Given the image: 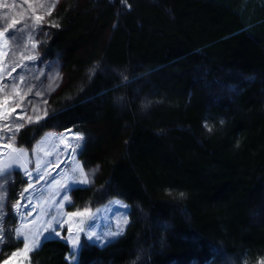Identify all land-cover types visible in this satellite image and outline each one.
Returning <instances> with one entry per match:
<instances>
[{
  "label": "trees",
  "instance_id": "obj_1",
  "mask_svg": "<svg viewBox=\"0 0 264 264\" xmlns=\"http://www.w3.org/2000/svg\"><path fill=\"white\" fill-rule=\"evenodd\" d=\"M61 20L50 49L80 82L18 142L51 128L83 133L79 160L100 178L78 187L74 203L129 206L125 233L84 243L76 264L264 258V0H88ZM100 31L97 60L78 57ZM69 252L47 239L30 261L71 264Z\"/></svg>",
  "mask_w": 264,
  "mask_h": 264
},
{
  "label": "rangeland",
  "instance_id": "obj_2",
  "mask_svg": "<svg viewBox=\"0 0 264 264\" xmlns=\"http://www.w3.org/2000/svg\"><path fill=\"white\" fill-rule=\"evenodd\" d=\"M86 1L88 0H0V32H3L6 28L9 31L25 29L24 40L14 54L11 48L15 45H11V42L4 37H0V85L7 84L6 88H0V105L7 100L4 114L9 118L5 120L0 116V126L9 124V120H17L22 112L25 117H34L35 114L32 108L37 104L39 105L38 114L43 117L39 121L25 123V126L16 133L15 147L25 149L27 156L20 161L24 164V168L18 167L14 172L12 181L6 184V200L2 211L4 213L3 228L7 238L3 243H0V264H5L6 261L7 264H31L30 255L38 249L45 240L44 237L65 242L69 245L70 251L73 246L68 241L77 235H79L81 247L84 243L93 245L92 240L87 239L85 233H79L78 231L81 227L80 220L86 218L69 215L78 210L82 211L85 207H90L94 214V223L91 219H86V224H93L91 231L107 234L116 231L118 226L123 229L120 235L107 237L112 242L125 233L129 222V206L123 201L111 199L97 207H92L90 203L78 206L74 203L72 196L74 191L63 192L62 185L65 184L66 177L72 175L71 169L74 166L71 159L72 148L76 144L74 137L80 134L85 139L83 133L74 128L64 130L51 128L40 131L41 135L29 146H24L18 142V136L24 128L27 126L38 127L41 121L53 111L51 102L58 96L67 91L70 93L66 97L74 96V80L79 81L81 73L74 68L66 70L62 56L57 50L50 49V43L54 33L62 28L61 18L63 15L83 8ZM9 26L12 27L9 28ZM28 30L36 32L34 40L28 39ZM107 36L108 31L98 32L96 44L92 46L88 42L81 43L76 55L83 60L85 58L91 60L92 58L91 63H94L97 60L96 58L99 57V52L102 50V45L105 43ZM32 43L37 44L34 52L31 49ZM25 45H27L26 48ZM33 54L37 56L36 60L26 58L28 55ZM21 64L32 65L25 76L27 84L23 88L13 87L12 80L15 79L16 84L19 85L18 74L25 73V69L20 67ZM97 67L98 65L94 68ZM91 69L87 65L82 71L83 75L88 77L91 74ZM70 86L73 87L72 90ZM29 87L32 88V92L24 96ZM78 87L79 85L76 86V88ZM38 91H43L44 94L36 95ZM21 104L26 106V112L23 108L17 107ZM45 112L46 115H44ZM19 122L24 123V120L20 119ZM9 127H12V125H9ZM93 130L98 134L100 133L99 128ZM0 134L5 137L4 141H0V163H5L8 162L6 153L11 150L7 146V137L11 133L4 132L0 128ZM49 134L53 135L50 136ZM81 148L76 150L75 159L82 166L79 160ZM38 166L39 171H37ZM25 169L31 173V179L25 174ZM84 171L85 173L94 171L93 182L89 185H77V187L97 185L100 178L99 167L95 166L88 171L84 169ZM40 177H43V179ZM29 184L32 186L29 187ZM25 189H27V192H25ZM22 193L24 194L23 199L21 198ZM63 195L70 197V203L64 202L63 207H61L60 202ZM18 201L21 206L19 214L15 207ZM119 205H126L127 208ZM98 209L99 213L97 214ZM29 213L31 214L29 215ZM22 215L25 217L23 220L21 219ZM54 217L56 218L53 222L54 228L55 231L61 233L60 236H55V232L47 228L48 222L53 221ZM125 219L127 220L126 224L124 223ZM60 223H63L62 228L59 226ZM21 226L24 234L29 237V241L32 240L33 236H38V247L31 251L24 250V240L22 238L18 240L15 233V228ZM108 244L110 243L95 245L102 247ZM13 253H16V255L13 256ZM69 254L66 260L71 264H76L78 255L75 262H73ZM252 264H264V258H259L257 262Z\"/></svg>",
  "mask_w": 264,
  "mask_h": 264
},
{
  "label": "snow or ice",
  "instance_id": "obj_3",
  "mask_svg": "<svg viewBox=\"0 0 264 264\" xmlns=\"http://www.w3.org/2000/svg\"><path fill=\"white\" fill-rule=\"evenodd\" d=\"M11 27L12 26H9V28H11ZM24 33H25V29H23V28L13 29L11 31H9V29L6 28L3 32H0V37H4L7 41H10L11 45H15V47L11 48V50L14 54L20 48V46L24 40ZM27 34H28V39L34 40L35 35H36V32L34 30H28ZM11 45H10V47H11ZM26 47H27V45H25V48ZM36 47H37V44L32 43L31 49L33 52L35 51ZM26 58L30 59V60H36L37 56L33 54V55H28ZM41 63H42V61H41ZM20 67L25 69V73L18 74L19 80H20L19 85L16 84L15 79L12 80V85H13V87L23 88L27 84V81L25 79V76L27 74V70L29 68H31L32 65L21 64ZM6 87H7V84L0 85V88H6ZM49 87H51V85H49ZM31 92H32V88L29 87L28 92H25L24 96H27ZM43 94H44L43 91H38L36 93V95H43ZM21 99H23V97H21ZM6 105H7V100H5L2 105H0V116H2L3 119L8 120L9 119L8 116L4 114V108L6 107ZM17 107L23 108L24 112L27 111L26 106H24L22 104L17 105ZM32 111L35 114L34 117L33 116L25 117L23 112H22L17 120H9V124H5L3 126H0V128H2L4 132L11 133V135H9L7 137V141H8L7 146L10 147V149H11L9 152L6 153V155L8 157V162L0 163V243H3L4 240L7 238L5 236V231L3 228L4 213L2 211V209L4 207V202L6 200V193H7L6 184H8L12 181V177L14 175V172L17 170L18 167L24 168V164L20 163V161L24 157L27 156V152L25 149L15 147L16 133H18L19 130L25 126V123H32L35 121H39L40 119L43 118L42 116H40L38 114L39 113V105L38 104L33 106ZM46 114L47 113L45 112L44 115H46ZM20 119H23L24 123L19 122ZM9 125H12V127H9ZM49 135L51 136L53 134H49ZM61 135H63V134H61ZM74 139L76 141V144L72 148L73 154L71 156V159L73 160L74 166L71 169L72 175H68L66 177L65 184L62 185L63 192H65V193H69V192L76 191V190H82V189H79L77 187V185H89V184H91L93 182L94 174H95L94 171L90 172V173H85L83 167L75 159L76 150L78 148L82 147V145H83V140H84L83 135L77 134L74 137ZM4 140H5L4 135L0 134V141H4ZM37 171H39V166L37 167ZM25 174L28 175L29 178L31 179V173L27 172L26 169H25ZM40 178L43 179V177H40ZM31 186L32 185L29 184V187H31ZM25 192H27V189H25ZM21 198L22 199L24 198L23 193L21 194ZM64 202L70 203V197L68 195H63L62 201L60 202L61 207H63ZM119 206L127 208L126 205H119ZM15 207L17 208V212L19 214L21 211V206H20L19 201L17 202ZM98 213H99V209L97 210V214ZM30 214L31 213H29V215ZM69 215H71L73 217H82V218H86V219H91L94 223V214L92 213L90 207H85L82 211L78 210L76 212L70 213ZM24 218L25 217L22 215L21 219L23 220ZM55 219L56 218L54 217L53 221L48 222L47 228L52 229L55 232V236H60L61 233L59 231H55V228H54L53 222L55 221ZM86 219L80 220L81 227L79 228L78 231H79V233H85L86 238L92 240L93 245L98 244V243H105V244L111 243L112 241L110 239H107V237L120 235L123 231V229L118 226L116 231L109 232L107 234H101V233L93 232V231H91L93 224L92 223L86 224ZM124 223L125 224L127 223L126 219H125ZM59 226L62 228L63 223H60ZM86 229H87V231H86ZM69 231H71V230H69ZM15 233H16V238L18 240L21 238L24 240V250L25 251H31L34 248L39 246L38 236H33L32 240L29 241V237L27 235H25L24 232L22 231V226L15 228ZM50 235H51V233H50ZM48 238L49 237H44L45 240H47ZM68 242L70 244H72V246H73L69 255L72 258L73 262H75V258L81 250V246L79 244V235L70 238ZM15 255H16V253H13V256H15ZM5 264H7V261L5 262Z\"/></svg>",
  "mask_w": 264,
  "mask_h": 264
}]
</instances>
